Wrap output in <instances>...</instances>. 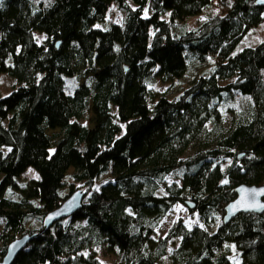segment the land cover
Masks as SVG:
<instances>
[{
	"label": "trees",
	"instance_id": "obj_1",
	"mask_svg": "<svg viewBox=\"0 0 264 264\" xmlns=\"http://www.w3.org/2000/svg\"><path fill=\"white\" fill-rule=\"evenodd\" d=\"M263 20L255 0H2L0 75L15 82L0 96V256L36 233L11 264H102L94 246L159 264L178 237L168 264H264V212L221 221L236 185H264V38L232 53ZM191 59L209 68L174 97L158 90ZM28 166L37 177L19 179ZM75 189L79 208L42 230ZM186 201L202 225L179 219L154 239Z\"/></svg>",
	"mask_w": 264,
	"mask_h": 264
},
{
	"label": "rangeland",
	"instance_id": "obj_2",
	"mask_svg": "<svg viewBox=\"0 0 264 264\" xmlns=\"http://www.w3.org/2000/svg\"><path fill=\"white\" fill-rule=\"evenodd\" d=\"M213 12V7L202 10L199 14L192 16L185 20L183 25H185L187 28L189 27H195L198 25L201 21L204 20V18ZM146 14V13H145ZM163 18H167L166 13L162 14ZM106 22H114V23H120L122 20V11L117 9L113 3H110L107 7L106 15H105ZM180 25L177 24L174 26V31L179 30ZM264 38V20L261 24H259L257 27H255L252 30H249L235 45L232 53H236L241 48L246 46H255L257 45L261 40ZM210 62L206 63H197L194 60L189 61L188 69L186 70L185 74L178 80L173 81L172 84L167 83H161L158 81L157 87L158 90H164L165 88L168 89L167 95L169 97H174L179 93L181 88L187 84H189L194 77H196L197 73L205 72L209 68ZM15 80L13 77L8 75H0V96H3L7 94L10 90L12 85L14 84ZM246 97L241 96L239 100L235 103L229 102L227 105V108L225 109V120L224 125L227 126L230 122L231 117L233 116L234 112L240 108H243L244 105H246ZM231 109V110H228ZM90 124V123H89ZM48 132L51 133L50 130ZM188 152L191 151V148L187 150ZM73 169L68 168L66 170V174L72 173ZM37 177V173L35 170L28 166L25 168L24 172L19 176V179H29V178H35ZM168 179H173L172 176L167 177ZM78 185V183L72 181V188H75ZM181 220L182 223L188 227L191 228L194 225H202L196 211L191 212L187 208L186 205L181 203L174 204L171 209L168 211V213L162 218L159 225L155 228V231L153 233V238L157 239L158 237L162 236L166 230L169 228V226L177 221ZM1 220H0V227H1ZM211 223L206 225L208 229L211 228ZM178 237L171 239L167 243L166 253L167 255L176 247L178 243ZM94 249L96 256L99 258L100 262L102 264H122L119 257L115 254L108 253L103 246H94L92 247ZM167 255L163 256L159 260V264H168Z\"/></svg>",
	"mask_w": 264,
	"mask_h": 264
},
{
	"label": "water",
	"instance_id": "obj_3",
	"mask_svg": "<svg viewBox=\"0 0 264 264\" xmlns=\"http://www.w3.org/2000/svg\"><path fill=\"white\" fill-rule=\"evenodd\" d=\"M255 3L264 6V0H255ZM232 191L234 197L223 206L222 223H229L231 219L240 213L261 214L264 212V185L240 183ZM83 194V190L75 189L57 207L46 213L42 222V230L54 221L67 217L77 210L81 204ZM185 204L189 209L195 207L193 201H186ZM35 234H23L10 240L5 247V252L0 256V264H11L15 255Z\"/></svg>",
	"mask_w": 264,
	"mask_h": 264
}]
</instances>
